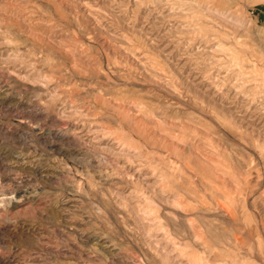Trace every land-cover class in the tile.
Here are the masks:
<instances>
[{
  "label": "rangeland",
  "instance_id": "1",
  "mask_svg": "<svg viewBox=\"0 0 264 264\" xmlns=\"http://www.w3.org/2000/svg\"><path fill=\"white\" fill-rule=\"evenodd\" d=\"M0 264H264V0H0Z\"/></svg>",
  "mask_w": 264,
  "mask_h": 264
}]
</instances>
